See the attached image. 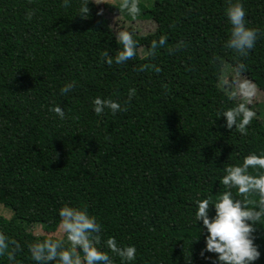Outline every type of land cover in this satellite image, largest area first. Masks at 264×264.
I'll use <instances>...</instances> for the list:
<instances>
[{
    "label": "trees",
    "instance_id": "1",
    "mask_svg": "<svg viewBox=\"0 0 264 264\" xmlns=\"http://www.w3.org/2000/svg\"><path fill=\"white\" fill-rule=\"evenodd\" d=\"M83 2L0 0V205L11 211L0 215V233L18 244L52 239L70 248L66 233L53 236L67 204L95 217L96 246L113 264L121 261L105 246L109 237L135 246L132 264H211L199 255L196 202L207 198L211 207L225 191L241 198L220 182L224 169L250 153L264 155L262 121L254 116L241 134L218 117L240 103L220 85L227 65L264 95V0H241L246 26L259 30L245 57L224 47L231 29L225 9L235 0H155L137 15L111 5L108 12L128 22L153 24L145 34L123 29L136 55L111 65L103 54L121 48L116 30L91 0L81 17ZM161 36L165 43L152 50ZM69 81L75 86L62 95ZM98 96L123 110L97 115L91 102ZM55 105L64 120L50 111ZM254 236L261 252L254 264H264V227ZM0 264L36 262L19 248L14 261L4 255Z\"/></svg>",
    "mask_w": 264,
    "mask_h": 264
},
{
    "label": "clouds",
    "instance_id": "2",
    "mask_svg": "<svg viewBox=\"0 0 264 264\" xmlns=\"http://www.w3.org/2000/svg\"><path fill=\"white\" fill-rule=\"evenodd\" d=\"M70 0H61L63 7L69 6ZM89 0H84L80 9V16L88 15ZM122 7L127 8L130 14L135 15L138 11L137 5L123 0ZM99 14V13H98ZM33 10L26 12V19L30 20ZM225 16L231 26L228 39L224 42V47L232 50L240 57L248 55L254 48L258 39L259 30L249 28L245 23L246 10L241 0H235L225 9ZM121 48L115 55H109L104 51L105 62L109 65L122 64L136 55V41L128 31L116 33ZM165 36H161L158 41H152V50L157 43L163 45ZM183 46V42H179ZM152 52H149L151 55ZM242 69L244 65H237ZM160 71L159 67L155 68ZM74 82H65L60 88V93L67 94L74 87ZM136 90L130 88L128 99L135 95ZM240 96L246 101L236 106L224 110L218 117H224V126L227 129H234L241 134H246V127L251 122L255 113L246 106L251 104L253 91L249 86L241 85ZM92 111L97 115L108 109L113 115L123 110V106L117 100L110 98L94 97L92 99ZM50 111L54 112L60 120L66 118L65 111L59 106H53ZM256 170L255 175L249 174V169ZM225 175L220 182L228 188H235L241 198H235L231 191L223 192L219 198L211 204L205 198L196 202L195 222H199V234H203L204 247L199 255L205 260H210L211 264H254L261 256L258 245L254 242V233L258 226L264 227V155L250 153L245 156L239 165L229 166L224 169ZM250 197H256L250 199ZM251 205V206H249ZM214 209V212H213ZM60 217L59 227L66 233V238L71 247L65 248L60 240L47 239L37 241L29 245L31 259L36 264H113L112 258L107 252L99 249L98 234L101 226L95 217L90 215L85 208H78L64 205L58 209ZM196 239V240H198ZM194 240V241H196ZM105 246L112 253H115L121 264H132L136 259V248L134 245H118L115 238L109 237L105 241ZM20 245L10 239L4 233H0V256L6 255L9 261H14V253ZM79 249L83 253V258L76 255L74 250ZM205 253L215 254L214 257L206 256Z\"/></svg>",
    "mask_w": 264,
    "mask_h": 264
},
{
    "label": "rangeland",
    "instance_id": "3",
    "mask_svg": "<svg viewBox=\"0 0 264 264\" xmlns=\"http://www.w3.org/2000/svg\"><path fill=\"white\" fill-rule=\"evenodd\" d=\"M101 11L102 15L105 16L111 23L115 32L118 33L119 31H123L127 27L133 28L139 34H145L150 32L153 29V24L144 20H136L133 22L126 21L122 16L112 14L108 12V7L118 4H123V0H91ZM155 0H129V3H135L137 5V9H139L140 5L149 6ZM138 14V11L135 15ZM221 87L226 90L227 92L233 93L235 98L240 103H245L246 101L240 96L239 90L241 85L249 86L252 91L253 95L251 97V104H246L254 113L255 117H257L260 121L264 123V95L263 93L258 90L250 81H248L240 72L236 71L231 66H225L223 71L222 77L220 79ZM0 215L4 217H9L11 215V211L8 209H4L0 205ZM49 220L52 222L54 217H49ZM34 234H41L43 233L40 228L35 227L33 229ZM53 236L58 238H64V232L60 227H57L56 231L53 233ZM32 243H24L21 242L20 249L23 251H29V245Z\"/></svg>",
    "mask_w": 264,
    "mask_h": 264
}]
</instances>
